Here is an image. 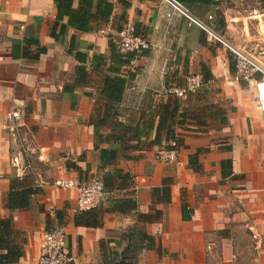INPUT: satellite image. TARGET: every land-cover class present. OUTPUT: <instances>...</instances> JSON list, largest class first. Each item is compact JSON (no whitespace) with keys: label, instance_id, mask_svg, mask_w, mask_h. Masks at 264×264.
I'll return each instance as SVG.
<instances>
[{"label":"crops","instance_id":"crops-1","mask_svg":"<svg viewBox=\"0 0 264 264\" xmlns=\"http://www.w3.org/2000/svg\"><path fill=\"white\" fill-rule=\"evenodd\" d=\"M107 1L115 4L110 18L80 31L66 18L57 22L55 0H0V219L12 220L22 234L16 241H23L24 249L13 264H37L43 234L54 225L65 231L75 264H106L109 253L127 247L124 237L132 228L160 247L156 252L138 246L136 264H208L213 246L209 237L224 230L231 235L234 227L247 229L264 253V123L254 90L235 81L233 60L223 45L208 42L198 26L179 14L168 20V7L161 0ZM118 1L127 6L116 5ZM78 2L73 0V8ZM192 6L191 15L202 22L220 10L225 28L217 33L223 38L235 35L237 23H247L225 0L216 6ZM129 23L152 48L131 70L122 68L127 80L122 100L112 105L97 130L103 138L121 137L124 129L139 130L125 143L112 139L100 144L101 149L117 151L113 163L101 164L94 150V124L109 103L100 93L105 79L115 75L111 48H118L116 30ZM201 65L212 82L178 100V113L183 111L186 121L173 128L184 144L179 163H166L157 157L167 144L165 132L159 136L161 147L151 142L163 113L160 107L170 98L154 96L153 91L182 86L186 76L201 73ZM12 111H19L21 118L8 120ZM190 156L197 159L199 170L190 167ZM110 176L109 198L131 199L137 210L104 213L97 228L76 226L75 190L53 184L70 180L83 184ZM166 179L170 202L156 203L152 190ZM37 183L42 193L31 197L28 210L10 211V190ZM112 201L102 208H109ZM182 205L188 220L183 219ZM156 210L162 212L160 218L138 221L137 213ZM57 211L60 225L55 221ZM229 237L219 236L222 264H232L235 258Z\"/></svg>","mask_w":264,"mask_h":264},{"label":"trees","instance_id":"trees-1","mask_svg":"<svg viewBox=\"0 0 264 264\" xmlns=\"http://www.w3.org/2000/svg\"><path fill=\"white\" fill-rule=\"evenodd\" d=\"M121 4L123 7L127 6L126 3L118 1L116 3ZM55 5L57 9V22L62 21L66 18V23L76 26L80 31H89L90 23H100L108 20L112 15V12L115 8V4L107 0H79L76 8H73V0H55ZM193 6H191L192 8ZM121 20H124V15L121 16ZM56 22V23H57ZM214 31L218 32L224 26L225 22L222 13L217 10L214 12ZM61 27L60 31L62 30ZM122 28L117 29L119 33ZM138 34V33H137ZM111 60L116 65L115 69H112V73L115 74L113 77H107L104 81V85L100 96L108 101V106H106L104 115L102 119L94 124L95 138L96 142L94 144V150L99 152V161L101 164H111L117 158V151L111 149H101L100 144L109 142L114 139L122 143L129 141V138H136L138 135V127L132 129H124V134L121 137H114L112 135L103 138V135L97 130L104 120L107 119V113L111 110L112 105H117L122 100V93L124 87L127 83L125 77L121 74L122 68L129 64V59L131 55L122 56L118 48L112 47ZM84 60V59H83ZM81 77L85 76V71L82 69L80 71ZM201 74L204 79H209L203 65H201ZM167 103L160 107L163 110L160 121L156 127V137L152 140L151 144L161 147V141L159 139L160 133L165 132V141L167 144L161 149H172L170 142H174L177 148L183 146V138L180 134L176 133L174 126H183L186 118L183 111L179 114V102L177 99L172 97ZM224 117L221 118L222 124L227 123L225 113H221ZM219 117V115H218ZM143 133L145 130H142ZM129 133L131 136H126ZM133 135V136H132ZM138 148V146H135ZM192 170L197 171L199 167L197 165V159L194 156L189 157L188 161ZM224 162H221L223 165ZM70 166V165H69ZM72 168L76 171H79V168L75 165H72ZM112 176L105 178L102 183L106 192L110 193L111 178ZM122 182L126 180V176H120ZM42 193V190L39 188L30 187L28 189H22L20 191L10 190L8 194L7 203L10 211H24L28 210L31 204V197L35 194ZM152 199L156 203L168 204L170 202V185H168V180H164L162 187L152 190ZM112 200L109 199L108 202ZM103 205V204H102ZM100 205L96 209L78 212L74 217V224L76 226L86 227V228H97L101 225V218L104 213H119V214H128L130 212L137 210L136 203L131 199H121L117 201H112L109 208L103 209ZM162 212L156 210L154 214H142L137 213V219L141 222H153L154 219L160 218ZM182 215L184 220H188V216H185V207L182 205ZM55 221L60 225V213L57 211L55 213ZM21 233L16 231L13 227L11 219H0V264H13L18 262L24 254L23 241L18 243L16 239L21 238ZM219 236L228 238L230 236L229 230L219 231ZM128 241L127 247L121 253H109V260H106V264H136L137 259V247L144 245L148 250L159 251L160 247H156L155 241L152 237L148 236L143 231L138 230L137 228H132L124 237ZM23 239V238H22ZM105 256V255H104Z\"/></svg>","mask_w":264,"mask_h":264},{"label":"built area","instance_id":"built-area-1","mask_svg":"<svg viewBox=\"0 0 264 264\" xmlns=\"http://www.w3.org/2000/svg\"><path fill=\"white\" fill-rule=\"evenodd\" d=\"M167 7L168 11L165 17L168 20L175 14H179L191 23L198 26L206 36V40L210 43L223 45L233 60L235 69L234 79L237 82H244L247 87L255 92L256 105L260 111L262 121L264 123V50L251 51L248 45L237 47L220 34L214 31L212 27V15H207L206 21L202 22L193 17L185 4L178 0H161ZM118 51L122 56L131 55L129 64L125 67L132 69L137 60L142 57L146 51L152 48L151 43L142 35L135 33L132 24L125 25L122 30L117 33ZM261 39L254 42H260ZM264 42V37H262ZM211 80H205L201 73H191L186 76L184 84L180 87L171 86L154 90V96L172 97L177 100H186L190 94L198 89L210 85ZM21 118L19 111H12L8 115V120L17 121ZM172 149H160L157 157L169 164H178L179 148L174 142H170ZM59 189H74L76 192V210L84 212L98 208L100 205L108 201L110 193L106 192L102 181L99 179H90L89 181L79 184L73 181H57L53 184ZM39 183L34 188H41ZM37 264H75V257L68 250V241L65 231L54 225L48 231L44 232L42 237L41 249Z\"/></svg>","mask_w":264,"mask_h":264},{"label":"rangeland","instance_id":"rangeland-1","mask_svg":"<svg viewBox=\"0 0 264 264\" xmlns=\"http://www.w3.org/2000/svg\"><path fill=\"white\" fill-rule=\"evenodd\" d=\"M226 5L239 11L240 15L244 16L247 23H237L239 27L230 38L232 41L241 44L240 46L248 45V50L253 51L264 50V0H225ZM194 6L190 12L195 13ZM220 11V10H219ZM205 18V16H204ZM214 19V18H213ZM206 21V18H205ZM213 21V20H212ZM246 25V27H245ZM214 29V23L212 22ZM226 40L230 39L224 36ZM260 42H254L258 40ZM26 159L30 160L28 157ZM27 166H29L27 164ZM233 243L232 264H264V253L257 248L256 240L252 234L242 227H234L231 229L230 237ZM213 242L212 251L208 255V264H222L220 255L219 235L215 234L209 237Z\"/></svg>","mask_w":264,"mask_h":264},{"label":"water","instance_id":"water-1","mask_svg":"<svg viewBox=\"0 0 264 264\" xmlns=\"http://www.w3.org/2000/svg\"><path fill=\"white\" fill-rule=\"evenodd\" d=\"M179 2L192 6L195 4L204 5V6H216L220 4V0H178Z\"/></svg>","mask_w":264,"mask_h":264}]
</instances>
